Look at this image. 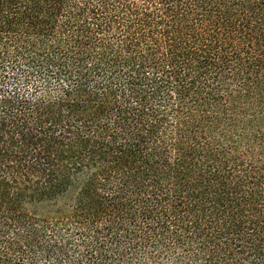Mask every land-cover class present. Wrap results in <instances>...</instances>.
Instances as JSON below:
<instances>
[{
  "label": "trees",
  "instance_id": "trees-1",
  "mask_svg": "<svg viewBox=\"0 0 264 264\" xmlns=\"http://www.w3.org/2000/svg\"><path fill=\"white\" fill-rule=\"evenodd\" d=\"M0 264H264V0H0Z\"/></svg>",
  "mask_w": 264,
  "mask_h": 264
},
{
  "label": "rangeland",
  "instance_id": "rangeland-1",
  "mask_svg": "<svg viewBox=\"0 0 264 264\" xmlns=\"http://www.w3.org/2000/svg\"><path fill=\"white\" fill-rule=\"evenodd\" d=\"M40 209V211H42V212H44L45 210L43 209V207H41V208H39Z\"/></svg>",
  "mask_w": 264,
  "mask_h": 264
}]
</instances>
